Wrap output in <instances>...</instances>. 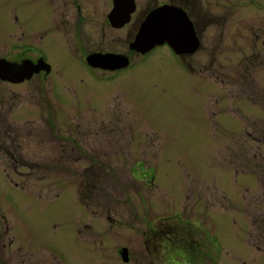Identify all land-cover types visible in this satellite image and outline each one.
<instances>
[{"label": "rangeland", "instance_id": "rangeland-1", "mask_svg": "<svg viewBox=\"0 0 264 264\" xmlns=\"http://www.w3.org/2000/svg\"><path fill=\"white\" fill-rule=\"evenodd\" d=\"M81 1L85 25L73 0H0V58L44 33L68 81L63 110L44 84L0 81V264H264V0H135L185 10L198 46L99 77L69 67L53 18L81 53L126 52L128 31L105 22L112 0ZM160 223L181 261L156 251Z\"/></svg>", "mask_w": 264, "mask_h": 264}, {"label": "flooded vegetation", "instance_id": "flooded-vegetation-1", "mask_svg": "<svg viewBox=\"0 0 264 264\" xmlns=\"http://www.w3.org/2000/svg\"><path fill=\"white\" fill-rule=\"evenodd\" d=\"M112 1H114V0H112ZM112 1H111V3L113 6ZM177 1L180 3L183 2V0H177ZM133 2H134L133 12L128 17V21L126 23L121 22V26H114V25H112L110 20H108L112 9L109 11L108 14H106V18H105L106 19L105 22L109 25V27L112 30H115V31L116 30H118V31L119 30L120 31L127 30L128 31V33L125 37V41H124L126 43V46L124 47L126 52L118 51L115 49H106V50H104L102 48L97 49L96 48L97 46H96V47L90 48L89 50L85 48L84 51L81 53L80 49L78 47L73 48V44H71L70 40L68 43L66 42V40L64 39L60 30L56 27V22H55V19L53 18V21H52L53 26L56 29V31L58 33H60L62 36L61 39H62L63 46H64V47H62V49H63L64 54H65V56L69 62V67L72 65L71 61H70L71 58L72 59L75 58L79 63L81 62L82 66L86 70H89L91 72V74L94 75L95 77L105 76V75H114L115 76V75L119 74V72H124L130 68L131 69L134 68L136 65H139V63H141V64L145 63L149 59L148 57H150L152 54H154L157 50H159V49L161 50L164 48L167 49L168 51H170L169 53L172 56V58L174 59L176 64H179L180 66L185 64V60L188 58L189 55H186V54H181V56L175 55L174 52L169 47V45L165 42L162 45L155 46L152 50H150L146 54H141L139 52L132 50L131 47H132V44H133V42L136 38V35L139 31V28H140L141 24L144 22V20L146 19V17L148 16V14L151 11H153L154 9H156L162 5H167V3H161V4L154 5L152 8H150L148 11H146L143 15L140 16L139 13H136V11H137L136 1L133 0ZM73 4H74V9H75V13H76L78 21H80V24L85 25L86 22L89 21V17L84 12V5H83L82 1L81 0H73ZM168 4H171V0H169ZM184 12H185V10H184ZM48 19H50V16L48 17ZM64 20L65 19L58 22L59 23L58 25L63 23ZM16 24L19 25L18 18L16 19ZM116 27H119V29ZM79 28H80V26H79ZM81 29H82V27H81ZM20 35L23 37L25 36L24 33H20ZM34 37H35V40H32V41L36 44H34V43H15V46H16L15 53L17 54V56H16L17 58L13 62L9 61V62H11V64H13L15 66L14 72L16 74H18V75H16V77L19 75H22V72H24L26 70L25 69L26 67L32 70L30 76L28 77L29 74H28V72H26L25 75L28 78H25L23 81H21L19 83H10V82H5V81H1V80L0 81L2 83H5L6 85H10V86H13V85L24 86V85H27V83H30L34 80L39 83V86L44 84L43 86L46 87L45 95H47L46 96L47 99L49 98V101L56 108H61L63 110L62 107L64 106V103H65L64 98L68 99V96L63 97L62 94H65L64 87H65V85H67L66 82L68 83V81H65V85H60L59 81L61 79L59 78V76H60V73L62 72V68L60 67V64H58L54 55L53 54L50 55L49 51H51V50L49 48L44 47V45L42 43L45 40L44 33H43V35H38L37 33H34ZM40 41H42L41 44H40ZM104 58H113L111 60L112 63L107 64V65L101 64L102 66H99V67L94 64L95 59L103 60ZM0 60L8 61L6 58H3V57H1ZM125 64H127V66L123 67V65H125ZM74 69H77V68L74 67ZM55 72L58 73V76L55 75V77H54ZM71 73H73V72H71ZM60 87H62L63 89L61 90ZM38 90H40V89H38ZM68 92L69 91H67V93ZM13 95L18 96L17 93H14ZM0 101H2V100H0ZM95 112H96V110H95ZM58 120H61L60 117H58ZM47 121L50 124L56 123L54 118L51 117L50 115H48ZM155 176H156V172L154 171V168H151L150 173H149V182L154 183ZM162 219H163V221L166 220V218H162ZM160 225H162L163 227H161V228H165V231L167 232V234H165L166 245L164 247L156 246V251L162 252L163 248H164L166 251V256L168 255L169 257H173L174 260L181 261L182 257H183L184 248L187 249V246H184V243H183L182 232H180L176 227H173L172 225H168V224H164V223H160ZM89 227L90 226H88L87 224L83 225V228H85V229H88ZM210 238H211V236L210 237L208 236L209 242H211ZM209 242H208V247L207 246L206 247L208 248L209 252L213 253V247L211 244H209ZM194 244L196 245V243H194ZM159 248H160V250H159ZM123 249L127 250V248L123 247V248H121V251L120 250L118 251L119 254H121L122 260H123V256H122V253H123L122 250ZM127 254H128V250H127ZM215 261H216V259H215V255H214V261L213 262H215ZM175 264H177V262H175Z\"/></svg>", "mask_w": 264, "mask_h": 264}, {"label": "water", "instance_id": "water-1", "mask_svg": "<svg viewBox=\"0 0 264 264\" xmlns=\"http://www.w3.org/2000/svg\"><path fill=\"white\" fill-rule=\"evenodd\" d=\"M133 0H114L113 10L109 20L114 26H121L128 21V17L133 12ZM196 36L192 33V23L186 13L169 5H162L151 11L144 22L141 24L136 38L132 44V50L141 54H146L155 46L162 45L164 42L176 54H190L198 46ZM113 58L95 59L96 66L111 64ZM102 64V65H101ZM127 64L123 65L126 67ZM15 66L5 60H0V80L10 83H19L31 74V69L25 68L22 75L16 77ZM122 68V67H121ZM28 72V77L25 73ZM123 258L127 260V251L123 250Z\"/></svg>", "mask_w": 264, "mask_h": 264}, {"label": "trees", "instance_id": "trees-1", "mask_svg": "<svg viewBox=\"0 0 264 264\" xmlns=\"http://www.w3.org/2000/svg\"><path fill=\"white\" fill-rule=\"evenodd\" d=\"M176 2V3H175ZM171 3H173V4H176V5H180V4H177L178 2H177V0H171Z\"/></svg>", "mask_w": 264, "mask_h": 264}]
</instances>
